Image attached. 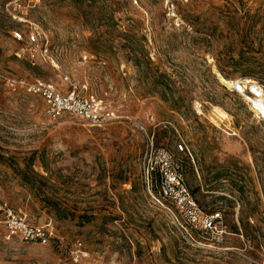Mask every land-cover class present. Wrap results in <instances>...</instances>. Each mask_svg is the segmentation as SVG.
I'll use <instances>...</instances> for the list:
<instances>
[{"label":"rangeland","instance_id":"374dc122","mask_svg":"<svg viewBox=\"0 0 264 264\" xmlns=\"http://www.w3.org/2000/svg\"><path fill=\"white\" fill-rule=\"evenodd\" d=\"M182 15L177 29L158 0H0V204L50 235H11L0 210V264H264V122L219 76L264 80V0H191ZM34 26L51 46L32 62L13 31ZM64 75L116 119L49 118L6 81L67 88ZM158 149L219 231L162 197Z\"/></svg>","mask_w":264,"mask_h":264},{"label":"built area","instance_id":"2783aa9c","mask_svg":"<svg viewBox=\"0 0 264 264\" xmlns=\"http://www.w3.org/2000/svg\"><path fill=\"white\" fill-rule=\"evenodd\" d=\"M163 8L165 18L171 26L180 29L185 26L182 8L191 0H158ZM13 37L16 41L27 43L30 51L31 61L37 58V52L48 56L50 52V40L45 31L39 27H31L27 33L15 30ZM88 56H84L86 60ZM9 85L15 87L20 85L26 93L37 95L44 100L45 114L49 118L57 119L64 115L74 116L91 126L101 127L116 119L115 112L106 109L94 93H88L87 86L72 82L69 76L64 75L63 81L68 84L63 88L58 84L42 78L32 81L7 78ZM231 92L241 96L246 101L250 111L264 122V80L251 78H237L231 81L229 86ZM195 110L203 113L201 106L195 105ZM179 150L184 146L179 144ZM155 164H159L163 171L160 193L162 197L170 199L175 208L186 218L189 227L199 233H216L222 225L223 216L221 212H206L203 210L191 192L184 184V178L174 166L175 160L165 149L155 152ZM154 169V166H152ZM0 210L5 216V223L11 235H19L27 241H39L48 243L49 234L42 226L30 225L25 218L16 214L7 204H0ZM81 247L82 243H78ZM81 255L85 256L84 253ZM81 255H77L81 257Z\"/></svg>","mask_w":264,"mask_h":264},{"label":"bare ground","instance_id":"6f19581e","mask_svg":"<svg viewBox=\"0 0 264 264\" xmlns=\"http://www.w3.org/2000/svg\"><path fill=\"white\" fill-rule=\"evenodd\" d=\"M219 76H220L221 80L224 81L225 83H227V84L231 83L230 81H227L222 75L219 74Z\"/></svg>","mask_w":264,"mask_h":264}]
</instances>
